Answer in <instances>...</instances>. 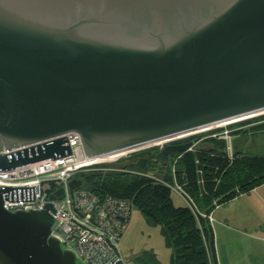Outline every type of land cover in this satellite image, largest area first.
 <instances>
[{
  "label": "water",
  "instance_id": "95a60500",
  "mask_svg": "<svg viewBox=\"0 0 264 264\" xmlns=\"http://www.w3.org/2000/svg\"><path fill=\"white\" fill-rule=\"evenodd\" d=\"M261 112L264 0H0V171L69 155L37 144L68 132L93 160ZM53 214L0 203V264H76Z\"/></svg>",
  "mask_w": 264,
  "mask_h": 264
},
{
  "label": "trees",
  "instance_id": "16d2710c",
  "mask_svg": "<svg viewBox=\"0 0 264 264\" xmlns=\"http://www.w3.org/2000/svg\"><path fill=\"white\" fill-rule=\"evenodd\" d=\"M258 117L264 120V116ZM246 123L230 126L241 128L232 133L245 132L242 127ZM205 135L175 142H197L183 153L165 156L156 146L148 147L119 160L115 169L103 165L104 170L78 176L86 190L95 195L130 200L146 225L157 228L162 245L169 250L167 264H217L213 232L206 217L216 207L264 184L263 155H241L234 150L228 160L223 142L211 138L199 141ZM174 183L185 193L190 207L175 205L166 187ZM135 260L138 264H161L152 250H141Z\"/></svg>",
  "mask_w": 264,
  "mask_h": 264
},
{
  "label": "built area",
  "instance_id": "2783aa9c",
  "mask_svg": "<svg viewBox=\"0 0 264 264\" xmlns=\"http://www.w3.org/2000/svg\"><path fill=\"white\" fill-rule=\"evenodd\" d=\"M241 121L205 130L203 134L206 135L199 141L211 138L223 142V153L228 160H231L234 148L230 143V134L236 130L231 129L230 125ZM193 136H196V133L186 135L183 139ZM62 137L66 138L69 155L53 160L44 159L11 171H0L1 208L9 214L39 212L50 203L54 214L48 237L55 239L61 250L72 252L75 260H79L82 264H120L119 242L130 219L132 209L130 200L109 195H95L87 190H81L82 182L79 187L70 190L68 182L80 180L78 177L80 174L104 170L101 166L115 164L136 151L116 156L112 162H93L84 156L80 137L74 132L64 133L37 144ZM181 139L182 137H179L155 146L162 149L164 145ZM191 141L193 144L187 151L197 144ZM21 148L24 147L17 149ZM15 149L7 150L1 147L0 154H8ZM166 187L176 194L183 204L190 207V201L179 186L174 183ZM59 189L62 190L61 196L49 201L48 196ZM206 218L210 222L211 214Z\"/></svg>",
  "mask_w": 264,
  "mask_h": 264
},
{
  "label": "rangeland",
  "instance_id": "374dc122",
  "mask_svg": "<svg viewBox=\"0 0 264 264\" xmlns=\"http://www.w3.org/2000/svg\"><path fill=\"white\" fill-rule=\"evenodd\" d=\"M259 115L264 116V112L234 120L227 124L241 120L243 121L239 122L240 124L248 121V123H246L247 125H255L256 122H264L260 117L249 119L252 116L255 117ZM257 118L260 120L256 121ZM244 119L247 121H244ZM262 124L263 126L258 124L255 125L256 127L251 126L247 129L245 127L247 125H245L242 127V129L245 128V132L242 134L231 133L230 143L232 148L235 146L236 150L239 152L264 156V123ZM235 130L239 131L240 128L237 129V126H235ZM203 131L205 130L186 135L189 136L195 133L199 135L203 134ZM186 135H182V139L179 141H183V137ZM156 147L159 148V146ZM115 158L116 156L111 157L107 159V161L105 160V162H112ZM124 160H126V158L122 159V161ZM117 163H115V165ZM80 189L86 190L84 185H82ZM171 195L175 205H183V201L176 194L171 193ZM226 208V210H222L221 207H219L213 211L212 220L210 221L211 228H244L246 231L244 236L247 234L251 235L248 237L249 239L245 237L241 238L237 233L234 234V230L230 232L229 237L233 236V238H238V250L247 246L249 249L247 254H249V256L242 260L240 259L242 254L236 257L235 252L238 250L227 248L226 251H224L225 256L222 255V259H220V264H224V262L225 264H264V185L243 194L242 197L239 196ZM227 214L230 215V219H227L225 223L221 217ZM232 241L235 243L237 240L234 239ZM119 250L121 257L120 264H138L135 260V256L141 250H152L161 264L168 263L169 250L165 249L162 245V240L158 235L157 228L148 227L140 213L134 208L131 209L128 226L120 239ZM75 263L82 264L79 260H75Z\"/></svg>",
  "mask_w": 264,
  "mask_h": 264
},
{
  "label": "crops",
  "instance_id": "0c3cea01",
  "mask_svg": "<svg viewBox=\"0 0 264 264\" xmlns=\"http://www.w3.org/2000/svg\"><path fill=\"white\" fill-rule=\"evenodd\" d=\"M262 123H264V122L263 121L262 122H258V123L256 122L255 125L262 124ZM255 125H252V124L250 125L249 124V125H247L245 127L247 129V128H249L251 126H255ZM234 150L236 151V153L239 152L238 150H236L235 146H234ZM260 186H262V185H260ZM240 196L242 197V195H240ZM238 197H236V198H238ZM236 198H234L233 200L227 202L226 204H223L221 206L216 207L215 209H218L219 207H221L222 210H226L227 209L226 207L230 203L234 202V200ZM212 213H211V220H212ZM221 218L226 223L227 219H230V215L227 214V215H224ZM232 230H234V232H233L234 234L237 233L239 236H241V238L245 237V238L249 239L248 237L251 236L250 234H247V235L244 236V234L246 233L244 228H212L213 240H214V251H215V257H216V263L217 264H220V259H222V255L225 256L224 251H226L227 248L228 249L231 248V250H234V249L238 250V247H237L238 246V238H233V236L229 237L230 236V232H232ZM234 239L237 240L235 243H233V241H232ZM248 252H249V249L246 246L245 248L243 247L242 249H240L237 252H235V254H236V257H239L242 254L240 259L244 260V259H246L247 256H249V254H247ZM220 254H221V258H220ZM224 264H225V262H224Z\"/></svg>",
  "mask_w": 264,
  "mask_h": 264
},
{
  "label": "bare ground",
  "instance_id": "6f19581e",
  "mask_svg": "<svg viewBox=\"0 0 264 264\" xmlns=\"http://www.w3.org/2000/svg\"><path fill=\"white\" fill-rule=\"evenodd\" d=\"M241 119V118H240ZM236 120H238V119H236ZM232 121H234V120H232ZM229 122H231V121H229ZM226 123H228V122H224V123H222V124H218V125H216V126H222V125H224V124H226ZM213 127H215V126H210V127H206V128H204V129H200V130H197V131H201V130H206V129H211V128H213ZM197 131H194V132H197ZM194 132H192V133H194ZM189 134H191V133H189ZM161 144H163V143H158V145H161ZM115 156V155H114ZM109 158H111V156H108V157H104V158H97V159H93V162H105V160L107 161V159H109Z\"/></svg>",
  "mask_w": 264,
  "mask_h": 264
},
{
  "label": "flooded vegetation",
  "instance_id": "af4514ba",
  "mask_svg": "<svg viewBox=\"0 0 264 264\" xmlns=\"http://www.w3.org/2000/svg\"><path fill=\"white\" fill-rule=\"evenodd\" d=\"M227 124V123H226ZM175 139V138H174ZM172 140V139H171ZM171 140H169V141H171ZM169 141H167V142H169ZM176 142V141H175ZM175 142H173V143H171V144H182V143H185V142H179V143H175Z\"/></svg>",
  "mask_w": 264,
  "mask_h": 264
}]
</instances>
